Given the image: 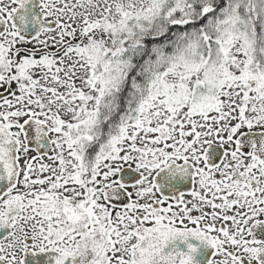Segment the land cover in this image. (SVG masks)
Returning a JSON list of instances; mask_svg holds the SVG:
<instances>
[{
  "label": "rangeland",
  "instance_id": "obj_1",
  "mask_svg": "<svg viewBox=\"0 0 264 264\" xmlns=\"http://www.w3.org/2000/svg\"><path fill=\"white\" fill-rule=\"evenodd\" d=\"M66 1L59 88L69 114L35 123L69 138L67 154L89 134L101 137L91 164L101 211L119 168L140 165L150 179L158 168L190 159L203 170L206 148L217 144L228 152V235L234 230L245 246H264V0H226L214 15L210 2L219 0ZM175 8L180 21L203 17L205 26L141 48L139 39L162 31L166 16L177 21ZM120 102L124 110L113 118Z\"/></svg>",
  "mask_w": 264,
  "mask_h": 264
},
{
  "label": "flooded vegetation",
  "instance_id": "obj_2",
  "mask_svg": "<svg viewBox=\"0 0 264 264\" xmlns=\"http://www.w3.org/2000/svg\"><path fill=\"white\" fill-rule=\"evenodd\" d=\"M20 2L0 0V123L18 142L19 165L16 185L0 197V264H264V246H245L234 230L228 235V152L217 144L206 148V169L190 159L166 164L188 165L192 178H175L162 193L157 175L165 166L146 179L140 165H125L134 176L122 182L119 168L101 211L93 133L67 154L69 138L35 123L69 114L59 88L67 1L31 0L34 11ZM30 12L38 20L24 32L20 17Z\"/></svg>",
  "mask_w": 264,
  "mask_h": 264
},
{
  "label": "water",
  "instance_id": "obj_3",
  "mask_svg": "<svg viewBox=\"0 0 264 264\" xmlns=\"http://www.w3.org/2000/svg\"><path fill=\"white\" fill-rule=\"evenodd\" d=\"M20 3L24 10L34 11L35 5L31 2V0H21ZM36 16L37 15H35L34 12L21 16L18 25L20 29L26 32L32 31L37 22L36 20H38V16ZM43 141H45L44 136ZM130 170L131 169L129 168H123L120 170V181L121 179L124 181V178L126 179L130 176H134L132 173L133 171L131 172ZM18 175V142L12 136L9 129L0 123V197L16 185ZM157 176L160 178L159 186L160 192L162 193L168 187L172 186L175 178L176 182L178 179L180 181L190 180V178H192V171L188 165L170 164L163 167ZM182 247L184 248V246Z\"/></svg>",
  "mask_w": 264,
  "mask_h": 264
},
{
  "label": "trees",
  "instance_id": "obj_4",
  "mask_svg": "<svg viewBox=\"0 0 264 264\" xmlns=\"http://www.w3.org/2000/svg\"><path fill=\"white\" fill-rule=\"evenodd\" d=\"M224 1H226V0H219L218 4L216 6L212 5L210 2V6H211L210 9L211 10L209 12H211L212 15L220 13L219 11L221 9H223V7H224L223 6ZM227 1H229V0H227ZM196 7L199 8V6H197V5H196ZM175 11H176L175 12L176 16H174L173 18H175L177 21H171V20L167 19L169 17L166 16L165 20H164L165 22L161 24L162 28H163L162 31H159L158 33L146 32L144 34V36L139 39V42H141V44H142V45H140L141 48H143L147 51V50L151 49V47H153L154 44H156V45L162 44L163 45V44H166V43L173 41L175 39V37L178 35V33L181 35H186L188 33H192L194 31L201 30L203 28V26H205V24L203 23V21H204L203 17L198 18V19H193V20H185V22H182V21H180V17H179L180 12H178L176 8H175ZM254 26H255L256 32H259L260 24L257 23V21H255ZM121 102H120L121 108H123V105ZM118 113L119 112H117L113 118H115L118 115ZM106 127H107V124H105L104 129H106Z\"/></svg>",
  "mask_w": 264,
  "mask_h": 264
}]
</instances>
